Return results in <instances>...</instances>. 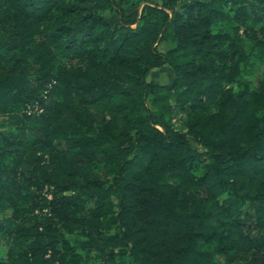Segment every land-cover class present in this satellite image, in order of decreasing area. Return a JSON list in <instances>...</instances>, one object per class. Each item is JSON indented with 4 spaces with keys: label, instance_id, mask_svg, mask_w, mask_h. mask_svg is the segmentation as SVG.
<instances>
[{
    "label": "trees",
    "instance_id": "obj_1",
    "mask_svg": "<svg viewBox=\"0 0 264 264\" xmlns=\"http://www.w3.org/2000/svg\"><path fill=\"white\" fill-rule=\"evenodd\" d=\"M142 2L0 0V264H264V0Z\"/></svg>",
    "mask_w": 264,
    "mask_h": 264
},
{
    "label": "rangeland",
    "instance_id": "obj_2",
    "mask_svg": "<svg viewBox=\"0 0 264 264\" xmlns=\"http://www.w3.org/2000/svg\"><path fill=\"white\" fill-rule=\"evenodd\" d=\"M158 2L159 0H143L142 5H140L136 9L140 10L144 4H152V3H158ZM104 16L111 22H115L117 20V15L115 13L106 12L104 13ZM173 78H174V75L171 69L168 66H165V67L154 69L153 71H151L148 77V81L157 82L161 84H167V83H170L173 80ZM183 119H184V114L177 112V114L175 115V122L178 125H181ZM2 122L8 123L9 119L4 118L2 119ZM7 249L8 248L5 244L0 246V258L1 259H4L6 257ZM95 257H96L95 254L92 252V254L90 255V259H91L90 263L91 264H102L99 260L95 259Z\"/></svg>",
    "mask_w": 264,
    "mask_h": 264
}]
</instances>
